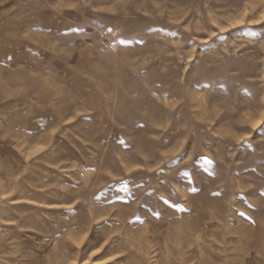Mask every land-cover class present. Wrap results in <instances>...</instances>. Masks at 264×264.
Listing matches in <instances>:
<instances>
[{
  "label": "rangeland",
  "instance_id": "obj_1",
  "mask_svg": "<svg viewBox=\"0 0 264 264\" xmlns=\"http://www.w3.org/2000/svg\"><path fill=\"white\" fill-rule=\"evenodd\" d=\"M3 2L79 70L0 82V264H264V0Z\"/></svg>",
  "mask_w": 264,
  "mask_h": 264
},
{
  "label": "crops",
  "instance_id": "obj_2",
  "mask_svg": "<svg viewBox=\"0 0 264 264\" xmlns=\"http://www.w3.org/2000/svg\"><path fill=\"white\" fill-rule=\"evenodd\" d=\"M3 4H5V2H3V0H0V7ZM68 17L71 18L70 16ZM71 21H73L72 18L71 20H68V23H67L70 25H68V27H63V29L59 32L60 34L64 33L65 36H68L67 34L70 35L75 30L74 28L75 26H73V24L70 23ZM23 22L24 21L20 19L17 21V23H13L12 26H16L17 28H19L23 25L22 24ZM45 28L33 29V31L45 37L47 36L46 34H51V31H52V29H50L49 27L46 29ZM33 31L31 30L29 32H33ZM47 38L50 39L51 36L48 35ZM24 41L22 38H18L17 42L15 43V45L22 43L21 47H18V48L24 47L23 49L21 50L16 49V51L9 52L8 55L0 54V79H2L0 82L3 84L5 83L6 86H9V85L13 86L14 84L15 85L17 84L18 86L23 85V81L16 79L15 74L21 75V76L22 74H25L28 76L32 75L34 77L41 78L44 84L41 85L42 87H36V91L41 92V93L35 94L36 95L35 98L38 100L42 96L44 97L46 101H49L47 103H42L41 107H45L48 104L52 103L51 101L58 96V93L63 92V91H64L66 98L67 97L71 98L72 93H73V92L71 93V89L74 87V85H77V82H75L74 79H76V73H77V69L79 70V64L76 65V61L74 60V58L73 60L75 62L72 63V61H70L68 58L59 59L57 57H54L53 55L56 54L55 51L47 50V48L43 51V53L36 51L37 53L33 54L34 56L30 59V55H32L30 53H32V51L30 53L29 51L32 49L29 48V46H33V45H30V44L27 45ZM6 42L7 41L5 40V38H3L2 44L5 45ZM58 48L59 47L57 45L56 49ZM62 49L63 51L64 49L67 50V48L65 47H62ZM24 53H29V55L22 56V58L20 57L16 59V56H19L21 54L23 55ZM79 58L80 57H78V59ZM35 66L41 67L39 69L41 71L34 72ZM70 75H73L74 85L70 84ZM37 83H39V81ZM17 88L18 87H15L14 89H17ZM26 91H28V88L26 89ZM75 91H76V88H75ZM73 97L75 98V100L77 99L76 92L73 93ZM63 98L61 97V99ZM1 106L2 105H0V107ZM34 119L36 123L41 122L39 120V117L38 119L36 118Z\"/></svg>",
  "mask_w": 264,
  "mask_h": 264
},
{
  "label": "snow or ice",
  "instance_id": "obj_3",
  "mask_svg": "<svg viewBox=\"0 0 264 264\" xmlns=\"http://www.w3.org/2000/svg\"><path fill=\"white\" fill-rule=\"evenodd\" d=\"M253 24L260 23V21H252ZM222 31H227V29H222ZM249 35H254V33H249ZM253 127H257V125H253ZM247 142V139H245V143ZM95 255V253H93Z\"/></svg>",
  "mask_w": 264,
  "mask_h": 264
}]
</instances>
